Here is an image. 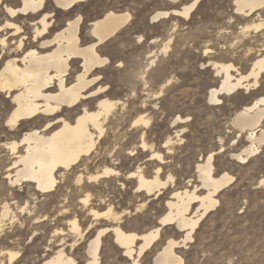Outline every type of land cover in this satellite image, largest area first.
Returning <instances> with one entry per match:
<instances>
[{
  "label": "bare ground",
  "instance_id": "1",
  "mask_svg": "<svg viewBox=\"0 0 264 264\" xmlns=\"http://www.w3.org/2000/svg\"><path fill=\"white\" fill-rule=\"evenodd\" d=\"M86 1L77 0L74 6L61 8L59 4H71L73 0H8L7 7L18 5L14 8L18 12L16 17H11L6 8H0V100L6 103L2 112L0 109L3 118L0 123V232L6 221L12 222L17 215L29 212L33 230L39 229L48 218L54 221L40 264H67L68 261L89 264L93 260L102 264H127L129 260L140 264L152 251L150 264H173L177 257L184 264L179 249L192 242L200 222L218 207L219 193L234 177L225 170L217 175L219 152L211 148L208 154L213 155L212 161L204 158L201 162L205 152L199 150L194 174H186L183 184L174 180L177 170L171 162L175 147L185 141L189 114L184 108L167 105L173 131H166L160 145L150 138L155 101L161 97L170 78L153 85L148 84L145 70L134 76L129 73L126 81L130 83L131 97L121 98L122 90L114 88L103 74L115 58L106 51L115 50V35L130 15L107 3L101 11L92 9L84 16ZM260 2L264 0H232L233 14L245 21L241 26L244 34L262 31L264 10L255 6ZM192 3L193 0L183 4L181 9L157 11L151 19L156 22L174 15L187 20L196 8L190 7ZM168 47V43L164 44L162 51L166 52ZM210 52L206 47L203 56ZM117 62L118 66L122 65ZM152 63L154 58L149 62ZM204 65L211 67L220 78L216 86L208 89L207 99L210 104L221 103L222 95L239 90L247 93L259 85L264 75V44L245 72L231 62L207 61ZM262 101L264 96L254 98L237 109L230 119L239 133L244 132L246 143L239 151L230 153L233 160L242 164L264 144ZM123 110L124 115L118 116ZM13 115L16 124L9 127L7 120ZM177 116L180 118L176 119ZM125 124H129L130 132L123 139L127 135L119 133ZM110 137L114 139L113 145L106 147ZM9 145H15V152ZM100 150L104 151L102 156ZM136 155L144 156L145 160L130 165L127 156ZM157 156L163 159L156 160ZM96 158L97 164L93 166L92 159ZM157 168L161 169L160 173L156 172ZM106 169L110 170L107 176L103 174ZM228 177L233 178L230 183ZM112 181L120 185L119 191L127 197V202L116 200L111 192L100 189L101 183ZM23 185L33 197L52 194L61 185L66 192L55 201L51 214L39 215L41 212L31 210L37 212L32 214L26 205L15 201L21 194L14 188ZM167 192L156 222H151L149 227L140 224L145 221L146 200L161 199ZM189 233L192 239H187ZM164 235V242L159 244ZM1 239L0 253L4 255H0V264H16L21 258L19 250L6 246ZM83 244L84 253L80 254L78 247ZM106 244L114 250L112 260L111 252L106 255L109 263L103 255ZM12 252L19 255L14 259L8 255Z\"/></svg>",
  "mask_w": 264,
  "mask_h": 264
},
{
  "label": "rangeland",
  "instance_id": "2",
  "mask_svg": "<svg viewBox=\"0 0 264 264\" xmlns=\"http://www.w3.org/2000/svg\"><path fill=\"white\" fill-rule=\"evenodd\" d=\"M190 1L172 3L168 0H87L84 3V16L92 9L101 11L107 3L113 4L115 9L127 11L130 15L126 25L115 35V50L106 51V54H112L115 58L110 69L103 74L114 88L122 90L121 98L127 99L130 96V83L126 81L129 73L134 76L136 72L145 70L144 76L148 75V84L153 85L170 78L171 83L163 87L161 97L155 101L157 106L153 109L152 116L154 124L149 136L160 145L166 137V131H173L167 105L186 109L190 126L187 128L184 143L175 147V158L171 162L172 168L177 170L174 180L178 184L185 183L186 174L195 172L199 150L206 152L211 148L219 152V161L216 160L217 171L221 172L223 169L234 177L233 182L219 193L218 207L200 222L192 242L179 249L184 264H264V187L259 184V181L264 179V144L244 164L230 157L231 151H239L246 143L244 132L239 133V130L231 125L230 119L241 106L256 97L264 96V75L255 89L247 93L239 90L222 95L221 103L210 104L207 91L216 86L220 78L211 67L204 65L207 61L231 62L240 71L245 72L264 44V31H249L244 34L241 26L245 21L233 14L232 0H200L187 20L184 16L174 15L156 22L151 19L157 11L181 9L183 4H189ZM88 21L89 18L85 19V25ZM139 36L143 39H139ZM166 43L169 47L164 52L162 48ZM206 47L210 48L211 52L203 56ZM153 58L154 63L149 64ZM117 61L122 62V65L118 66ZM136 80L140 81V77ZM5 105L6 103L0 100L1 112ZM124 111H120L118 116L124 115ZM0 121H3L1 116ZM261 127L264 128V122ZM129 132V124H125L119 134H126L123 138L126 139ZM135 139L138 140V135ZM220 139L227 143H221ZM113 140L110 137L106 147L113 145ZM221 144L225 146L224 153H220ZM99 153L102 156L104 151L100 150ZM127 157L130 165L145 160L141 155ZM181 157L186 161L182 162ZM98 158L92 159L93 166L97 164ZM119 188L120 185L114 181L100 184V189L111 192L116 200L124 199L127 202V197ZM127 188L131 190L130 185ZM14 189L21 194L15 199L16 203L26 205L32 214H37L32 211H38V214L41 212L39 215L51 214L56 206L55 201L66 192L65 187L61 185L52 194L33 197L30 196L26 185ZM168 192L161 199L150 197L146 200L143 213L145 221L140 224L149 227L151 222H156L161 214L158 210L163 206ZM11 208L15 211L14 205ZM17 216L12 222L6 221L3 231L0 232L1 241L5 242L6 246L10 245L9 247L19 250V264H40L54 221L48 218L39 229L33 230L29 212ZM165 237L164 235L161 238L159 244L164 242ZM83 246L85 247V244L78 247L80 254L84 253ZM103 249L104 258L109 263L106 255L111 252L112 260L114 250H111L108 244ZM153 253L154 251L144 259L146 264L151 262Z\"/></svg>",
  "mask_w": 264,
  "mask_h": 264
},
{
  "label": "snow or ice",
  "instance_id": "3",
  "mask_svg": "<svg viewBox=\"0 0 264 264\" xmlns=\"http://www.w3.org/2000/svg\"><path fill=\"white\" fill-rule=\"evenodd\" d=\"M7 2H8V0H0V8H6V12L8 14H10L11 17H16L18 15V12L15 11L14 8L18 7V5H14L12 7H7ZM76 2H77V0H73V3H71V4H69V3H61L58 6L61 7V8H70V7L74 6V4ZM197 3H198V0H193V3L190 5V7H193V8L196 7ZM255 6L256 7H259L262 10H264V2L257 3ZM175 7H179V5H175ZM22 11H24V10L21 9V12ZM41 22H43V21H41ZM9 27H14V25H9ZM260 30L264 31V25H261V29ZM141 39H143V38H141ZM103 63L106 64V63H108V61H103ZM169 83H171V82H169ZM101 91H103V90H101ZM262 103H264V101H262ZM179 118H180L179 116L176 117V119H179ZM189 119H191V117H189ZM141 121H142V118H141V120H138L137 121V124L141 123ZM0 123H3V121H0ZM7 123H8V126L9 127H15V124H16L15 116L13 115V118L12 119H8L7 120ZM144 123H147V122L144 121ZM101 135H103V133H101ZM171 143H172V141L169 140V144H171ZM221 143H227V141H222ZM233 143H235V141H233ZM262 143H264V141H262ZM9 147H11L12 151L15 152V145H9ZM165 147H167V145H165ZM217 147H219V145H217ZM209 151H211V150L206 151L204 153V156L201 157V162H203L204 158H206L208 161H212L213 160V155H209L208 154ZM224 151H225L224 148H220V153H224ZM254 154H255V152H253V155ZM145 155H147V153H145ZM155 159L156 160H160V159H163V157L157 156V157H155ZM237 159H239V157H237ZM216 160L219 161V157L218 156L216 157ZM221 171H223V169H221ZM156 172L157 173H160L161 172V169L160 168H157L156 169ZM103 174L105 176L109 175L110 174V170L109 169H106ZM114 175L119 176L120 173H115ZM133 175H135V173H133ZM217 175H219V172L217 173ZM225 175H227V174L225 173ZM25 178L26 179H30V177H25ZM232 179H233L232 177H228L229 183L231 182ZM168 180L169 181L172 180V176L171 175L168 176ZM79 182L80 181L78 180L77 183H79ZM259 184H260L261 187H264V179H261L259 181ZM85 203H87V201H85ZM137 211L139 212L140 209H137ZM160 223L161 224H166L167 221H160ZM187 239H192V234L191 233L188 234ZM73 246H75V245H73ZM0 255H4V254L3 253H0ZM8 255L12 256L15 259L19 254L16 253V252H12V253H8ZM125 255H129V254H125ZM144 255L146 256L147 253H144ZM178 262H180V264H182V262L180 261L179 257H177V258L174 259L173 264H178ZM16 264H19V260L18 259L16 260ZM67 264H76V261H68ZM80 264H82V261L80 262ZM89 264H102V262L101 261H95V260H93V261H90ZM127 264H132V261L129 260L127 262ZM140 264H146V262L144 261V259H141ZM148 264H150V262H148Z\"/></svg>",
  "mask_w": 264,
  "mask_h": 264
}]
</instances>
